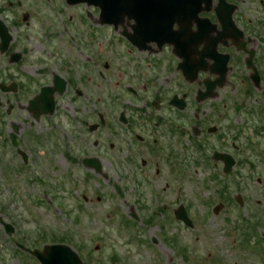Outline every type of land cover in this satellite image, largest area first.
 <instances>
[{
  "label": "flooded vegetation",
  "instance_id": "1",
  "mask_svg": "<svg viewBox=\"0 0 264 264\" xmlns=\"http://www.w3.org/2000/svg\"><path fill=\"white\" fill-rule=\"evenodd\" d=\"M103 2L0 0V112L8 141L19 134L27 146L15 145V175L54 173L74 186L113 177L121 204L111 209L153 217L189 209L194 166L200 217H244L232 225L251 255L242 260L264 264V0H184L174 14L139 21ZM80 198L78 209L102 201ZM179 223L182 236L190 228ZM11 225L13 250L35 262L22 246L42 249L43 234L29 241ZM164 227L163 240L188 261L180 232Z\"/></svg>",
  "mask_w": 264,
  "mask_h": 264
},
{
  "label": "rangeland",
  "instance_id": "2",
  "mask_svg": "<svg viewBox=\"0 0 264 264\" xmlns=\"http://www.w3.org/2000/svg\"><path fill=\"white\" fill-rule=\"evenodd\" d=\"M0 114V216L18 226L19 232H27L29 241L38 234H44L45 242L68 238L70 245L79 253L82 264H203L202 260L206 256L223 260L226 264H233L235 259H238V264H250L251 261L242 259L251 255L242 248L239 250L242 232L232 227L243 225L244 217H200L194 166H189L187 188L188 214L194 227L183 228L181 236V225L174 219L170 209H164V213L160 209H152L153 217H149L146 209H139L137 213L134 212L139 217L137 222L128 218L129 209H111L117 206V202L121 204L116 199L114 189L117 180H113V177L109 181L97 177V184L90 182L89 186L82 181H78L76 186L70 181H58L54 173L44 177L29 172L26 180L17 177L13 170L21 162L16 156L15 145L20 147L24 143V136L16 134L17 143H10L8 115H5L4 109ZM13 119L19 120V117ZM32 146L38 151L30 148L31 151L39 154L38 146L35 143ZM23 148H27L26 143ZM39 166L28 165L31 169ZM107 168L111 174L112 167L107 165ZM79 174L81 176L83 171H79ZM82 193L88 197L94 196V199L99 195L102 201L94 203V209H78L77 202ZM127 200L126 204L131 201L129 197ZM122 222L127 224L122 226ZM165 224L169 233L180 232L178 240L180 243L183 241L188 248V261H181V253H177L174 247L163 240ZM226 231H230L232 237L225 238L226 233H223ZM200 232L203 234L201 237ZM261 232L264 233V229L256 230L257 235ZM149 239H156L157 243L153 244ZM7 241L8 262L5 264H37L33 260L27 261L26 257L22 258L13 250L10 238L0 226V245H5Z\"/></svg>",
  "mask_w": 264,
  "mask_h": 264
},
{
  "label": "water",
  "instance_id": "3",
  "mask_svg": "<svg viewBox=\"0 0 264 264\" xmlns=\"http://www.w3.org/2000/svg\"><path fill=\"white\" fill-rule=\"evenodd\" d=\"M73 1V0H71ZM79 1V0H75ZM184 0H104L103 5L108 6V12L127 15L137 21L142 20L144 15H151L153 19L159 20L170 14L176 13L174 10L180 3V8ZM101 4V2H99ZM176 20V17L173 18ZM182 213V211H181ZM179 217L182 214L178 215ZM187 222V220L183 217ZM42 264H80L81 260L76 252L64 244L46 246L44 251L39 253Z\"/></svg>",
  "mask_w": 264,
  "mask_h": 264
}]
</instances>
